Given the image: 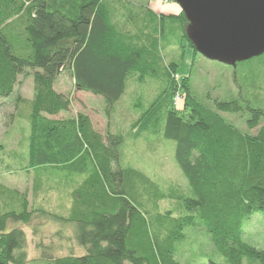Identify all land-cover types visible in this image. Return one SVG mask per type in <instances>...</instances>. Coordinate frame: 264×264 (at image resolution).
Here are the masks:
<instances>
[{"label": "trees", "instance_id": "1", "mask_svg": "<svg viewBox=\"0 0 264 264\" xmlns=\"http://www.w3.org/2000/svg\"><path fill=\"white\" fill-rule=\"evenodd\" d=\"M154 14L132 0H0V99L11 97L21 76L33 79L32 97L15 101L16 117L27 124L26 155H8L31 178V196L0 186V264H183L179 248L190 229L203 230L213 256L226 264H264V253L241 239L243 222L264 212V110L241 96L213 100L211 107L196 100L189 77L178 78L177 64L163 56L175 30L178 49L198 54L188 23L180 12L150 26ZM237 68L254 85L252 77H264V54ZM64 72L78 91L103 101L107 119L128 82H154L159 91L149 105L135 99L139 116L128 132L113 133L108 124L101 134L86 114L56 118L71 105L55 90ZM224 114L245 118L246 131ZM162 137L174 143L190 197L174 185L162 191L122 163L127 141ZM52 193L69 208L58 214L35 206ZM174 198L185 211L178 216L160 208ZM36 219L71 227V235L51 233L69 244L67 254L56 256L54 244L40 239L38 258L28 260L25 231L7 229ZM31 231L37 235L39 228Z\"/></svg>", "mask_w": 264, "mask_h": 264}, {"label": "rangeland", "instance_id": "2", "mask_svg": "<svg viewBox=\"0 0 264 264\" xmlns=\"http://www.w3.org/2000/svg\"><path fill=\"white\" fill-rule=\"evenodd\" d=\"M135 5L151 7L154 11L161 12L154 14L147 20L151 23L157 21L159 16H176L181 12L179 6L171 0H132ZM151 18V19H150ZM175 26V25H174ZM174 38H171L174 45L163 51L165 62L177 64L176 75L182 79L189 77V89L193 97L208 107H211L213 100L231 101L239 100L240 96L247 99L253 107L264 110V77L251 85L244 82V76L240 73V68L234 69L230 66L205 59L200 54L193 55L191 49L186 48L180 51L177 47L179 42V32L175 30ZM173 37V36H172ZM170 40H168L169 42ZM167 43V42H165ZM182 54V56H181ZM262 75L263 72H262ZM236 78V79H235ZM235 80L237 84H235ZM20 84L16 86L14 93L7 99H0V186L10 189H17L20 192L31 193V178H27L20 173L18 162L10 161L8 155L16 153L18 159L26 155L27 124L23 119L16 117L15 101L17 98L30 99L32 97L33 79L31 75L21 76ZM57 93L68 97L71 105L67 113L60 114L56 118L75 117L78 113L86 114L94 129L105 134L106 126L109 124V130L113 133L121 131L125 133L130 129L132 121L138 117L134 104L141 102L142 105H149L159 91V85L154 82H148L140 85L136 82H128L126 94L115 106L109 119L105 115L103 101L99 97L78 91L71 79L69 72H64L55 83ZM179 101V100H178ZM15 114V115H14ZM226 120L245 132L246 127L244 119H236L237 116L223 115ZM122 163L141 171L153 182L165 191L170 185L177 186L186 197L191 196L187 181L184 179L181 171L174 161V143L162 138L152 139L151 143L146 139L136 141H127L121 148ZM10 164L13 166L11 167ZM46 200H37L35 206L45 208L50 212L60 214L61 209L67 210L69 204L58 195L49 194ZM161 211L168 210L173 212L174 216L182 214L184 211L179 199H170L160 203ZM38 227L37 235H33L31 228ZM13 228H22L27 236L28 260L38 258L40 252L35 244L38 240L46 244H54V253L56 256L67 254L65 247L67 242L62 244L55 237H51L52 232L61 230L64 235L72 234L70 226H61L48 220L36 219L29 226L20 224H9L8 231ZM242 242L254 247L264 253V212L254 214L243 222ZM186 244L179 248V259L183 264H208L213 261L216 264H226L219 257L213 256L212 248L205 232L200 229H190L185 231ZM53 234V233H52ZM63 248V249H62ZM76 253L79 250L75 249ZM243 264H256L255 261L244 260Z\"/></svg>", "mask_w": 264, "mask_h": 264}, {"label": "water", "instance_id": "3", "mask_svg": "<svg viewBox=\"0 0 264 264\" xmlns=\"http://www.w3.org/2000/svg\"><path fill=\"white\" fill-rule=\"evenodd\" d=\"M205 59L235 68L264 54V0H171Z\"/></svg>", "mask_w": 264, "mask_h": 264}, {"label": "crops", "instance_id": "4", "mask_svg": "<svg viewBox=\"0 0 264 264\" xmlns=\"http://www.w3.org/2000/svg\"><path fill=\"white\" fill-rule=\"evenodd\" d=\"M152 9V8H151ZM153 10V9H152ZM154 11V10H153ZM154 12H156L157 14H159V13H161L160 11L159 12H157V11H154Z\"/></svg>", "mask_w": 264, "mask_h": 264}, {"label": "built area", "instance_id": "5", "mask_svg": "<svg viewBox=\"0 0 264 264\" xmlns=\"http://www.w3.org/2000/svg\"><path fill=\"white\" fill-rule=\"evenodd\" d=\"M177 100V99H176Z\"/></svg>", "mask_w": 264, "mask_h": 264}]
</instances>
